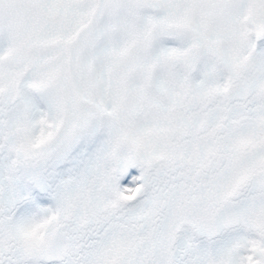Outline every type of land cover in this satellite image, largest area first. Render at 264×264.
Wrapping results in <instances>:
<instances>
[{
	"label": "snow or ice",
	"instance_id": "6c2138e0",
	"mask_svg": "<svg viewBox=\"0 0 264 264\" xmlns=\"http://www.w3.org/2000/svg\"><path fill=\"white\" fill-rule=\"evenodd\" d=\"M0 264H264V0H0Z\"/></svg>",
	"mask_w": 264,
	"mask_h": 264
}]
</instances>
